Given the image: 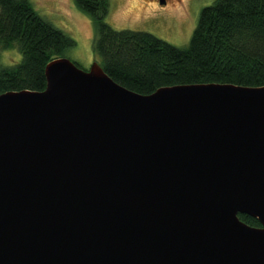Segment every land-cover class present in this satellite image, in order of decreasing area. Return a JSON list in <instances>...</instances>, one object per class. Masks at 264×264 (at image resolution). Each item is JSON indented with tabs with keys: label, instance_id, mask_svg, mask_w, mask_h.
<instances>
[{
	"label": "water",
	"instance_id": "water-1",
	"mask_svg": "<svg viewBox=\"0 0 264 264\" xmlns=\"http://www.w3.org/2000/svg\"><path fill=\"white\" fill-rule=\"evenodd\" d=\"M44 69L0 94V264H264V86Z\"/></svg>",
	"mask_w": 264,
	"mask_h": 264
},
{
	"label": "trees",
	"instance_id": "trees-1",
	"mask_svg": "<svg viewBox=\"0 0 264 264\" xmlns=\"http://www.w3.org/2000/svg\"><path fill=\"white\" fill-rule=\"evenodd\" d=\"M94 26L93 55L106 76L137 94L193 83L264 86V0H214L201 8L189 43L178 48L150 33L114 30L105 22L107 0H74ZM74 40L38 16L29 0H0V49L19 62L0 64V94L43 91L45 66ZM240 221L258 227L246 215Z\"/></svg>",
	"mask_w": 264,
	"mask_h": 264
},
{
	"label": "rangeland",
	"instance_id": "rangeland-1",
	"mask_svg": "<svg viewBox=\"0 0 264 264\" xmlns=\"http://www.w3.org/2000/svg\"><path fill=\"white\" fill-rule=\"evenodd\" d=\"M34 10L46 22L74 40V46L66 49L63 57L82 70H88L99 58L93 55L95 37L90 17L80 12L74 0H29ZM109 2L105 22L114 30H131L150 33L178 48L188 45L193 28L198 22L201 8L214 0H107ZM16 49H0V64L18 63Z\"/></svg>",
	"mask_w": 264,
	"mask_h": 264
},
{
	"label": "flooded vegetation",
	"instance_id": "flooded-vegetation-1",
	"mask_svg": "<svg viewBox=\"0 0 264 264\" xmlns=\"http://www.w3.org/2000/svg\"><path fill=\"white\" fill-rule=\"evenodd\" d=\"M165 4H166V0H165ZM165 4H164V5H165Z\"/></svg>",
	"mask_w": 264,
	"mask_h": 264
}]
</instances>
